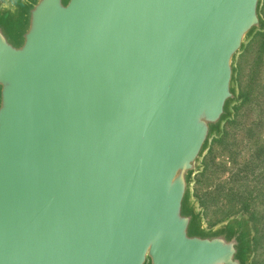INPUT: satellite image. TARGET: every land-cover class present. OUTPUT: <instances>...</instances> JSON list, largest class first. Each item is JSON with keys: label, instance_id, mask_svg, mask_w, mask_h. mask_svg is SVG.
I'll list each match as a JSON object with an SVG mask.
<instances>
[{"label": "water", "instance_id": "obj_1", "mask_svg": "<svg viewBox=\"0 0 264 264\" xmlns=\"http://www.w3.org/2000/svg\"><path fill=\"white\" fill-rule=\"evenodd\" d=\"M264 0L0 3V264H253L195 195Z\"/></svg>", "mask_w": 264, "mask_h": 264}, {"label": "trees", "instance_id": "obj_2", "mask_svg": "<svg viewBox=\"0 0 264 264\" xmlns=\"http://www.w3.org/2000/svg\"><path fill=\"white\" fill-rule=\"evenodd\" d=\"M256 40H260V45L256 49L251 66L254 76L258 75L261 65H263L264 34H256L244 52V54L247 53L250 46ZM253 75L248 76L246 87L244 90H240L242 102L239 106L235 107L234 120L226 124L223 136L212 142L209 153L204 158L203 171L196 177L195 195L204 207L205 212L206 203L196 193V190L205 185L206 182H209L212 168L217 166L220 169L218 170L220 172L218 173L217 181L220 180V182H217L214 191H227L223 194V198L228 199V207L230 209L223 219L240 212L247 213L253 223L255 232H257L258 223L264 219V213L258 212L255 209L257 203L264 202V84L261 86V91L256 92L254 89L255 85H253L255 82ZM253 102L254 106L251 105ZM250 110L256 111V120L254 121H252ZM254 126L256 129L253 128ZM243 127H245L244 130ZM236 130L240 131V137L236 134ZM232 131L234 132L232 133ZM251 145L255 146L252 147ZM248 146L252 148H248ZM244 147L248 148L246 149L249 153L246 152L243 156L241 153ZM219 155H224L227 159L217 165L215 164V159ZM226 164L233 166V170H230ZM243 170L248 171L252 175L251 185L238 189L239 186H242L240 185L239 178L236 177V173ZM224 172H227L228 176H224ZM246 177L247 174L243 176V178Z\"/></svg>", "mask_w": 264, "mask_h": 264}, {"label": "rangeland", "instance_id": "obj_3", "mask_svg": "<svg viewBox=\"0 0 264 264\" xmlns=\"http://www.w3.org/2000/svg\"><path fill=\"white\" fill-rule=\"evenodd\" d=\"M3 0H0V3ZM263 13H264V8H263ZM260 45V40H256L253 42V44L250 46L249 51H247V53L244 54V56H242L239 59V88L240 90H244V88L246 87V83L248 81V76L253 75V70L251 68L252 66V62L254 60V56L256 54V49L259 47ZM264 57V55H263ZM255 82L253 85L254 89L256 92L261 91V86L264 84V58H263V65H261V69L258 73V75L254 76ZM254 106V102L251 104ZM250 115L252 118V121L256 120V111L254 110H250ZM245 127H243L244 130ZM253 128L256 129V127L254 126ZM235 131V130H234ZM232 131V133L234 132ZM236 134L240 137V131L236 130ZM235 139H237L235 137ZM252 146V145H251ZM251 146H248V148H250ZM255 145H253L252 147H254ZM251 147V148H252ZM244 147L243 152L241 153L243 156L246 154V152H248V148ZM249 153V152H248ZM223 154V153H222ZM240 154V155H241ZM227 157H225L224 155H219L216 159H215V164L219 165L221 164L223 161H226ZM227 166H229L230 170H233V166L226 164ZM218 170H220L217 166H214L212 168V175L209 176V182H206V186L203 185L201 186L199 189L197 188L196 193L202 197V199L205 201L206 203V208H205V218L207 220V222L212 225L216 222H218L219 220L223 219L225 217V215L230 211L229 207H228V199L227 198H223V194L225 191H214L215 189V185L217 184V176H218ZM227 172H224V176H228V174H226ZM247 174L246 178H243V176ZM236 177L239 178L240 180V185L242 187H238V189L240 188H245L248 185H251V180H252V175L246 171L243 170L242 172H237L236 173ZM224 178V177H223ZM210 183V184H209ZM196 188V187H195ZM237 189V190H238ZM216 201V202H214ZM264 202L261 203H257L255 209L258 210V212L264 213ZM255 257H254V264H264V219L263 221H260L257 225V232L255 234Z\"/></svg>", "mask_w": 264, "mask_h": 264}]
</instances>
